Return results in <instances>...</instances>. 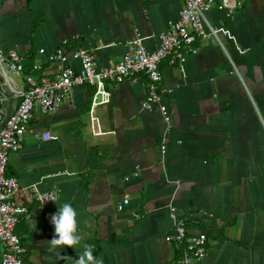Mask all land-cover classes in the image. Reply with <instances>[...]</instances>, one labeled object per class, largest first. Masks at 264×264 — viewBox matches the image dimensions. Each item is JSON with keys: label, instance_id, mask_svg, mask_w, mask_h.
I'll return each mask as SVG.
<instances>
[{"label": "crops", "instance_id": "crops-1", "mask_svg": "<svg viewBox=\"0 0 264 264\" xmlns=\"http://www.w3.org/2000/svg\"><path fill=\"white\" fill-rule=\"evenodd\" d=\"M185 1L0 0V48L28 56L48 77L56 67L41 49L89 50L99 68L114 66L137 36L154 50ZM238 2L230 17L216 1L207 19L218 38L198 40L183 66L162 62L163 85L174 89L164 100L171 126L158 105L142 109L144 74L109 85L111 102L94 110L100 135L91 121L93 88L75 87L58 110L36 112L7 171L21 186L17 202L30 208L23 264H74L94 240L104 264H176L183 251L166 241L171 207L186 218L190 237L207 235L200 264H264V0ZM12 79L23 87L22 78ZM0 93L11 112L20 100L1 76ZM46 132L52 140H42ZM31 188L56 191L58 200L40 205L29 199ZM64 203L77 211L83 240L61 249L60 259L45 241Z\"/></svg>", "mask_w": 264, "mask_h": 264}, {"label": "built area", "instance_id": "built-area-1", "mask_svg": "<svg viewBox=\"0 0 264 264\" xmlns=\"http://www.w3.org/2000/svg\"><path fill=\"white\" fill-rule=\"evenodd\" d=\"M217 0H186L180 17L170 22L167 29L159 34L158 45L154 50H148L144 37L137 36L126 44V53L122 60L114 66L99 68L94 54L89 50L67 51L61 47L47 53L45 49L39 52L47 56L48 62L56 67L54 77L35 74L40 66L31 63L28 56L18 51H5L0 48V76L10 88L13 96L20 100L11 111L4 110L7 97L0 93V264H23L26 248L20 236L16 233L17 225L30 213V208L17 202L21 190L19 180L9 176L8 166L10 156L23 148V139L30 131L36 117V112L48 114L60 108L70 96L75 87L93 88L91 104V121L94 135L102 134L96 126L98 119L94 116L96 107L109 104L112 93L109 85L121 84L127 81H138L144 74L148 79L146 98L142 103L143 110H152L159 106L161 115L168 126H171V115L165 103V97L174 93V89L163 85L161 64L168 60L170 65L183 66L190 56L198 53L196 42L218 38V30L207 19V13ZM231 17L240 3L238 0H219ZM76 62L79 68L71 63ZM32 72L28 73L27 68ZM13 76L22 78L23 87L18 88ZM53 137L46 132L42 140L49 141ZM167 147L161 146L165 155ZM137 176L138 174L135 173ZM29 199L40 205L54 204L59 193L56 191L40 192L36 188L29 190ZM54 200V201H52ZM129 204L126 196L118 210L122 211ZM171 219L174 223L173 233L166 236V241L182 246V256L176 264H200L208 252V237L205 233L190 237L186 218L179 216L175 207H171ZM139 218L138 215H134Z\"/></svg>", "mask_w": 264, "mask_h": 264}, {"label": "clouds", "instance_id": "clouds-1", "mask_svg": "<svg viewBox=\"0 0 264 264\" xmlns=\"http://www.w3.org/2000/svg\"><path fill=\"white\" fill-rule=\"evenodd\" d=\"M54 201V200H52ZM50 223L54 228L53 238L45 241L48 249L59 255L60 259H64L61 256V249L65 246L76 248V246L82 244L83 237L78 231L77 211L70 203H64L58 207L56 213L50 217ZM85 227L91 228L90 222H84ZM76 259H73L74 264H104L102 258H97L93 254V250L88 245H83V251L77 253Z\"/></svg>", "mask_w": 264, "mask_h": 264}, {"label": "trees", "instance_id": "trees-1", "mask_svg": "<svg viewBox=\"0 0 264 264\" xmlns=\"http://www.w3.org/2000/svg\"><path fill=\"white\" fill-rule=\"evenodd\" d=\"M27 72L28 73H31L32 72V68L31 67H28L27 68ZM34 73L35 74L42 75L41 70H38V71H36ZM16 233L20 236L22 242H24L25 241V238L24 237H25V235H28L29 234V230H28L26 224L23 221H21L17 225V227H16ZM88 245L92 248L93 254L98 258L99 253H100V250H101V242L99 240H94V241H90L88 243Z\"/></svg>", "mask_w": 264, "mask_h": 264}, {"label": "water", "instance_id": "water-1", "mask_svg": "<svg viewBox=\"0 0 264 264\" xmlns=\"http://www.w3.org/2000/svg\"><path fill=\"white\" fill-rule=\"evenodd\" d=\"M4 124H5V123H3V124L0 126V129L3 127Z\"/></svg>", "mask_w": 264, "mask_h": 264}]
</instances>
